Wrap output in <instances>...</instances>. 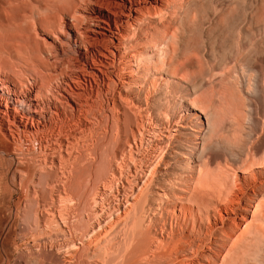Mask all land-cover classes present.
Masks as SVG:
<instances>
[{
  "label": "bare ground",
  "instance_id": "obj_1",
  "mask_svg": "<svg viewBox=\"0 0 264 264\" xmlns=\"http://www.w3.org/2000/svg\"><path fill=\"white\" fill-rule=\"evenodd\" d=\"M66 2L40 16L35 42L52 80L64 76L44 99L63 123L58 147L38 137L36 87L0 76V128L14 154L38 144L34 165L49 177L40 189L0 171V264H264V73H238L251 67L242 50L253 27L210 66L214 48L188 42L218 23L201 14L206 0ZM239 2L224 0L220 20L237 17ZM243 6L251 25L258 0ZM104 136L108 172L81 190ZM54 152L65 160L56 173ZM28 200L35 223L17 237Z\"/></svg>",
  "mask_w": 264,
  "mask_h": 264
},
{
  "label": "rangeland",
  "instance_id": "obj_2",
  "mask_svg": "<svg viewBox=\"0 0 264 264\" xmlns=\"http://www.w3.org/2000/svg\"><path fill=\"white\" fill-rule=\"evenodd\" d=\"M66 1L68 0H0V76L5 80L7 79L11 81V83H15L18 90L29 91L32 87H36L37 92L33 93V96L37 95V99L40 102L41 110L44 115V120L41 124H39L40 130L38 129V135L41 136L38 137L39 139L42 138V140H40L41 143L42 141L45 142L42 143V146L47 145L50 150L55 146H59L60 140L65 136V130L62 127L63 123L57 120L56 114L51 112L44 99L47 95L50 96L49 91L51 89H55L57 87L56 85H59L64 76L61 74L52 80L44 58V52L37 50L35 42H42V31L39 25L41 20L40 16L42 18H50L54 14H57V12H61L67 5ZM223 1L224 0H206L205 8L201 11V14L204 17H209L210 19L216 18L220 20L223 16L221 12V4ZM239 1L240 5L237 9L238 12L236 11V13H238V18L235 16L230 18L228 21L218 20L216 26L208 21L206 23L205 30L209 31V33L203 38H201L198 33L194 34V36L188 40L189 46L192 47L194 43L197 44V48L201 49L202 54L205 52L204 45H206V48L209 51L210 48L213 47L217 57L214 59L210 57L207 58L209 60V65L214 66L219 60L218 57L223 55V52L226 51L225 48L230 43L239 40V33L243 35L240 31L244 28L246 29V27L248 28V26L253 27L252 33L248 35V40L251 42V45H246L242 50L243 57H245L247 64L249 63L251 67H248V65L246 66L242 61L240 63L241 68L238 69V73L240 76L243 71H246L250 75H255L258 70H262L264 73V59L260 54L261 51L264 50V29H262L264 28V0H258V11H256L257 13H254V19L251 25H248L249 23L244 15V0ZM241 69L244 70L241 71ZM219 77L220 74L218 72L212 71L209 75H207V80L209 82H215L219 79ZM102 138L104 141L100 137L96 138L95 149L92 151L93 153L91 152L93 155L90 160L91 162H88V166L86 165V168L83 171L84 174L82 173L83 175L79 179V182H81V190H86V188H88L86 191L90 192L92 184L95 181H99V179L97 180V176L100 178L102 176L100 174L103 173L104 176L105 172H108L106 166L108 164L107 159L109 158V152H105L110 149L109 151L111 155L113 145L109 140V136H104ZM106 138L107 140H105ZM33 143L34 142H32V144ZM97 146L99 148H97ZM33 147L35 149L33 148L29 154L21 155L18 152L14 154L15 149L12 144V138L9 139L5 136L4 132L0 128V171L7 174L12 185L17 186L18 178H22V180H24V185L34 184L40 189H44L46 187L44 183L49 180L46 173L47 167L44 166L45 164L39 167L34 165L40 153L38 151L37 143H34ZM104 149H106V151ZM34 150H37V152L35 151L36 154ZM105 154H107L106 157ZM54 155L55 159L59 160V162L55 164V166L52 165L53 167L51 170L56 173V171H58V169L63 165L60 166V154L58 152H54ZM14 156L22 163L18 161L16 162V159H13ZM100 160H103L105 164L100 162ZM61 161L65 162L64 159ZM92 162H94L93 165ZM87 167H89V169ZM51 179H54V177L52 176ZM14 195L16 200L17 198L25 199L26 197L25 192H22L21 195H18V193H15ZM32 204L35 205L34 201L28 200V202H24L17 217L15 218V235L17 237L21 231L28 230L34 226L35 219H33V217H35V207L34 205L32 206ZM32 207H34V209ZM30 219H33V221ZM78 224L80 228H83V221L78 222Z\"/></svg>",
  "mask_w": 264,
  "mask_h": 264
}]
</instances>
